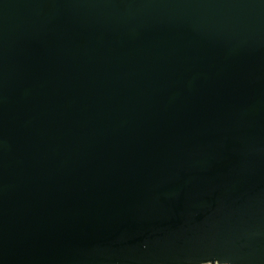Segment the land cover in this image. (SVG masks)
I'll use <instances>...</instances> for the list:
<instances>
[{
    "label": "water",
    "instance_id": "obj_1",
    "mask_svg": "<svg viewBox=\"0 0 264 264\" xmlns=\"http://www.w3.org/2000/svg\"><path fill=\"white\" fill-rule=\"evenodd\" d=\"M264 264V0H0V264Z\"/></svg>",
    "mask_w": 264,
    "mask_h": 264
},
{
    "label": "built area",
    "instance_id": "obj_2",
    "mask_svg": "<svg viewBox=\"0 0 264 264\" xmlns=\"http://www.w3.org/2000/svg\"><path fill=\"white\" fill-rule=\"evenodd\" d=\"M204 264H212V263H204ZM213 264H218V263H213ZM222 264H226V263H222Z\"/></svg>",
    "mask_w": 264,
    "mask_h": 264
}]
</instances>
